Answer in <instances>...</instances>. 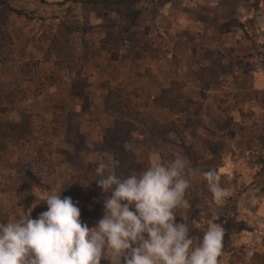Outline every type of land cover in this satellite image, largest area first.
Masks as SVG:
<instances>
[{
	"label": "rangeland",
	"instance_id": "rangeland-1",
	"mask_svg": "<svg viewBox=\"0 0 264 264\" xmlns=\"http://www.w3.org/2000/svg\"><path fill=\"white\" fill-rule=\"evenodd\" d=\"M83 1L0 0V223L35 219L47 210L32 209L37 196L65 187L92 227L104 153L121 175L179 155L196 172L177 222L201 236L220 224L221 264L259 249L264 0ZM210 169L227 192L220 203Z\"/></svg>",
	"mask_w": 264,
	"mask_h": 264
},
{
	"label": "clouds",
	"instance_id": "clouds-1",
	"mask_svg": "<svg viewBox=\"0 0 264 264\" xmlns=\"http://www.w3.org/2000/svg\"><path fill=\"white\" fill-rule=\"evenodd\" d=\"M96 181L105 194L103 215L90 227L81 220L78 202L60 191L37 196L31 214L0 223V264H221L224 228L207 223L203 235L193 234L187 217L177 222L176 210L189 207L185 199L189 177L196 169L177 155L146 169L118 174L119 160L104 153ZM213 200L227 196L214 169L203 173Z\"/></svg>",
	"mask_w": 264,
	"mask_h": 264
},
{
	"label": "crops",
	"instance_id": "crops-1",
	"mask_svg": "<svg viewBox=\"0 0 264 264\" xmlns=\"http://www.w3.org/2000/svg\"><path fill=\"white\" fill-rule=\"evenodd\" d=\"M260 212L264 214V204L261 202ZM257 236L262 239L261 246L259 249L250 250L249 252H243L242 250L235 254V264H264V222L263 223H254ZM245 239V238H244Z\"/></svg>",
	"mask_w": 264,
	"mask_h": 264
},
{
	"label": "trees",
	"instance_id": "trees-1",
	"mask_svg": "<svg viewBox=\"0 0 264 264\" xmlns=\"http://www.w3.org/2000/svg\"><path fill=\"white\" fill-rule=\"evenodd\" d=\"M83 2L87 4H93L98 6H103L106 8H113V7H125L127 3H131L132 0H84ZM134 16L137 17L140 12H133Z\"/></svg>",
	"mask_w": 264,
	"mask_h": 264
}]
</instances>
